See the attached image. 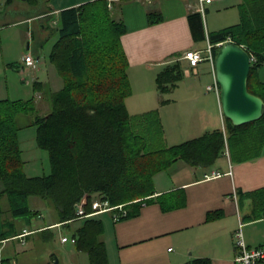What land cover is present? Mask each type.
Masks as SVG:
<instances>
[{
  "label": "trees",
  "instance_id": "obj_1",
  "mask_svg": "<svg viewBox=\"0 0 264 264\" xmlns=\"http://www.w3.org/2000/svg\"><path fill=\"white\" fill-rule=\"evenodd\" d=\"M237 7L239 21L208 31L207 37L212 44L230 40L248 51L252 60L247 87L264 100V80L258 75L264 63V0H241ZM57 16L54 27L42 22L44 29L49 27V33L56 36L49 60L62 79L58 90L49 91L48 111L39 113L33 97L0 99V264H17L12 257L1 255L4 241L12 237L48 241L55 236L52 227L31 228L32 217H41V212L36 206L30 207V196H37L52 209L57 222L71 231L75 248L87 253L89 264H110L102 213L80 216L75 212V204L83 197L87 201L85 214L92 212L91 201L97 197L110 206L124 204L126 216H130L154 193L153 175L173 161L206 166L213 165L226 150L236 162L264 152V113L241 125H233L224 117L223 130L216 128L167 145L157 108L130 115L126 107V97L131 93L128 60L121 44L126 28L113 15L108 0L65 7ZM159 20V13L148 14L149 23ZM188 20L194 40H204L201 13L190 12ZM216 50L214 47V54ZM183 76V61L177 59L156 73V88L161 94L168 93ZM43 87L40 81L34 82L35 91ZM169 101L162 99L160 103ZM27 113L34 116L37 147L49 156L50 171L45 174L28 176L24 170L16 119ZM245 195L253 200L252 217L263 216L264 186ZM75 221L80 224L72 228ZM22 225L30 227L25 231ZM186 264L211 261L193 258Z\"/></svg>",
  "mask_w": 264,
  "mask_h": 264
},
{
  "label": "crops",
  "instance_id": "obj_2",
  "mask_svg": "<svg viewBox=\"0 0 264 264\" xmlns=\"http://www.w3.org/2000/svg\"><path fill=\"white\" fill-rule=\"evenodd\" d=\"M86 1L90 0H72L61 7H48L28 15L26 21L36 19L43 29L45 17L58 15L60 8L77 6ZM213 3L223 6L227 4V0H215ZM194 5L195 0L110 2L113 15L121 19L126 28L121 36V44L128 60L131 94L137 95L136 110H141V98L145 102L148 98L151 105L146 103V108L158 107L163 96L156 88V73L177 59L183 61L184 76L171 91L173 94L168 97L170 101L167 105L174 107V113L170 115L178 122L170 129L171 138L178 136V139L170 142L166 139V142L165 138L169 137L164 126V141L167 145L178 144L206 131L216 128L223 130L225 127L220 105V87L219 93L215 89H207L216 80L214 67L207 60L201 61L194 74L183 58L186 50L200 49L197 47L200 40H194L188 20V14L195 11ZM206 11H209V7ZM151 12L159 13L161 20L149 23L148 14ZM216 28L206 29L204 24L205 41L208 39L207 32ZM54 74L57 78L52 80V74H48L45 83L40 81L50 91L62 86L61 77L55 72ZM145 77L148 88L152 81V90L147 98L140 95L143 93L141 85L145 84ZM35 81L38 80H34L32 86ZM126 106L130 112L127 101ZM47 111L48 108L42 110L44 113ZM182 117L189 118L187 124H181ZM184 133L186 135L183 138L181 134ZM152 183L154 193L149 201H142L136 207L134 215L118 221H114L109 213L106 214L108 216H104L105 213L100 215L110 264H186L193 258H209L211 264H236L234 232L239 221L243 224L242 233L248 245L264 243V215L252 217L253 200L248 206L242 200L244 197L251 199L245 195L246 192L264 186V152L254 159L238 163L230 158L226 150L213 165L206 166L192 165L179 159L155 173ZM170 205L174 206L166 207ZM213 213H216V217L209 219ZM58 225L60 223L54 214L48 223L31 228H53ZM20 239L23 242L27 240L26 237ZM29 240L31 239L27 241Z\"/></svg>",
  "mask_w": 264,
  "mask_h": 264
},
{
  "label": "rangeland",
  "instance_id": "obj_3",
  "mask_svg": "<svg viewBox=\"0 0 264 264\" xmlns=\"http://www.w3.org/2000/svg\"><path fill=\"white\" fill-rule=\"evenodd\" d=\"M69 1L72 0H37L35 3L29 0H0V98L15 100L33 97L34 105L39 109V113L43 114L44 112H42V110L49 108L47 103L50 91L48 90L49 87H43V90L35 91L32 84L34 80L43 81L45 83L48 74H52V80L57 78V75L54 74V72L57 74L56 69L49 60V53L56 36L53 33H49V27L55 26L58 16L52 15L45 17L43 22L45 25H49V27H45V29H41L38 20L33 19L26 21V18L28 15L36 14L48 7H61ZM240 1L241 0H227V4L223 6L213 2L207 5L206 8L209 7V11H205L204 13V24L206 29L220 28L225 25L237 23L239 21V9L237 5ZM83 3L85 2L81 4ZM234 3H236V6ZM197 47L204 49L206 47V41L200 40ZM28 53L36 60L35 67H29L22 61V57ZM258 75L260 79L264 80V63L258 69ZM129 82L131 86L132 82L130 80ZM150 82L151 87L148 88V80L146 77L144 78L145 84L141 85L143 93L140 94L142 97L145 96L147 98L148 94H150L152 90V81ZM49 86L51 87V85ZM131 93L125 100V104L127 101V104L131 108L129 112L130 115L144 113L157 108L161 123L163 127L165 126L168 137L171 139L165 138V141L167 142L168 140L170 142L178 139V136L172 139V134H170V129L175 127L178 123L176 118L170 115V113H174V107H167L169 103L161 104L159 102L158 107L147 106L148 108H146V103H149L148 98L146 102L141 98V103H139V105H141V110H136L137 104L135 98L137 95H132ZM172 94L173 93L170 91L167 94L164 93L161 95L163 99H168ZM138 101H140V98ZM147 105L151 104L149 103ZM162 105L165 107L162 108ZM33 118V114L27 113L18 115L16 119V125L19 127L17 138L20 149L22 150L21 156L24 160V170L28 176L41 175L50 171L47 151L38 148L36 145V128L35 125L32 124ZM188 119L187 117H182L181 124H187ZM185 135V133L181 134V137L184 138ZM189 135L190 134H187V137H190ZM186 139L187 138H185V140ZM153 146L156 147L157 145L154 144ZM238 163H240V161ZM28 200L30 207L33 208L31 205L34 207L36 206L38 211L43 215V217H32L31 227L48 223L50 219L53 218L54 214L52 209H49L37 196H30ZM242 200L245 201V206H248L250 201L252 202V198L249 200V198L244 197ZM2 201L3 205L6 207L5 201ZM106 214L107 213L103 215L108 216ZM79 223L80 221H75L71 224V227L74 228ZM22 227L24 226L22 225ZM29 227L30 226H25L24 228L28 229ZM52 229L55 232V236L48 241L41 240L38 237H32L30 238L31 240L27 241V239L24 242L17 237H12L4 241L1 246V255L12 257L17 264H56L54 261L55 258L58 259L57 264H89L87 253L78 251L73 242L69 240L65 243H61L60 238L64 235L70 238L71 231H68L67 228L61 224Z\"/></svg>",
  "mask_w": 264,
  "mask_h": 264
},
{
  "label": "water",
  "instance_id": "obj_4",
  "mask_svg": "<svg viewBox=\"0 0 264 264\" xmlns=\"http://www.w3.org/2000/svg\"><path fill=\"white\" fill-rule=\"evenodd\" d=\"M251 60L248 51L233 41L219 45L215 52L213 67L221 110L233 125L257 120L264 113V100L247 87ZM54 261L58 263L57 258Z\"/></svg>",
  "mask_w": 264,
  "mask_h": 264
},
{
  "label": "built area",
  "instance_id": "obj_5",
  "mask_svg": "<svg viewBox=\"0 0 264 264\" xmlns=\"http://www.w3.org/2000/svg\"><path fill=\"white\" fill-rule=\"evenodd\" d=\"M109 2L111 0H108ZM215 0H195L194 10L196 12H200L202 17L204 18V13L206 6L214 2ZM110 6V3H109ZM226 41H221L215 44H212L208 39L206 40V47L204 49H190L186 50L183 54V58L187 60L189 65L191 66L193 73H197V65L201 61H208L212 67H213V61H214V47H218L219 45L223 44ZM252 59V56H251ZM23 61L25 65L29 67H35L36 60L34 57L28 53L23 56ZM208 90L215 89L217 93H219V86L218 83L214 82V85H208ZM231 173V171L229 172ZM216 175H218L216 173ZM86 197H83L80 202L75 204V212L77 215L80 216H90L95 214H100L104 212H111L112 218L114 221L120 220L122 217L127 215V210L124 204H118L115 206H110L108 201L101 198H93L91 201V213L85 214L84 212V204L86 203ZM242 222L239 221L238 228L234 232V239H235V248H236V256H235V262L236 264H264V243H261L259 245L250 246L246 243L243 233H242ZM74 242V237L70 236V238L67 235H64L60 238V241L67 242V241ZM9 264H15V263H9Z\"/></svg>",
  "mask_w": 264,
  "mask_h": 264
}]
</instances>
